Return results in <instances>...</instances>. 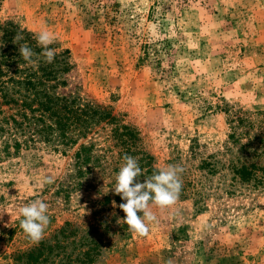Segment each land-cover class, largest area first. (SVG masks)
<instances>
[{"label": "rangeland", "instance_id": "1", "mask_svg": "<svg viewBox=\"0 0 264 264\" xmlns=\"http://www.w3.org/2000/svg\"><path fill=\"white\" fill-rule=\"evenodd\" d=\"M0 20L52 31L65 92L110 113L66 146L0 136V264H264V0H2ZM125 154L141 183L184 168L147 237L114 194ZM35 199L50 217L39 244L19 227Z\"/></svg>", "mask_w": 264, "mask_h": 264}, {"label": "trees", "instance_id": "2", "mask_svg": "<svg viewBox=\"0 0 264 264\" xmlns=\"http://www.w3.org/2000/svg\"><path fill=\"white\" fill-rule=\"evenodd\" d=\"M16 36L22 39L14 42ZM21 44L36 54L33 63L21 57ZM49 47L54 49V44ZM42 51L33 32L0 20V136L6 138L5 146L12 139L19 148L37 137L55 147L73 144L84 136L92 119L110 114L106 107L65 92L66 74L72 67L68 49L55 52L52 63L46 62ZM234 172L249 181L255 177V166H234Z\"/></svg>", "mask_w": 264, "mask_h": 264}, {"label": "clouds", "instance_id": "3", "mask_svg": "<svg viewBox=\"0 0 264 264\" xmlns=\"http://www.w3.org/2000/svg\"><path fill=\"white\" fill-rule=\"evenodd\" d=\"M22 39L21 36L14 37V42ZM37 44L43 49L41 55L47 63H52L55 57V49L49 47L57 37L48 30L41 29L36 35ZM21 57L33 63L32 57L36 55L27 44H21L19 48ZM184 168L180 165L169 164L158 168L151 176H146L143 183L137 178L144 175L138 161L133 156L125 154L123 164L115 176L114 194L119 195L124 203L118 207L125 214L123 222L128 226L129 232L137 237H147L150 234L151 226L158 220L153 208L161 210L173 207L182 190L181 174ZM48 178L44 183H51ZM113 206L115 201H113ZM48 205L40 199L19 209V227L34 244L44 237V232L50 223ZM167 264H172L169 260Z\"/></svg>", "mask_w": 264, "mask_h": 264}]
</instances>
